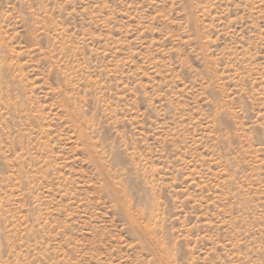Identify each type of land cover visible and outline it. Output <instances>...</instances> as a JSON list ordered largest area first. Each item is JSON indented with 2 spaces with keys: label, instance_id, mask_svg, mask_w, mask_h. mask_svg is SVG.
Wrapping results in <instances>:
<instances>
[{
  "label": "rangeland",
  "instance_id": "1",
  "mask_svg": "<svg viewBox=\"0 0 264 264\" xmlns=\"http://www.w3.org/2000/svg\"><path fill=\"white\" fill-rule=\"evenodd\" d=\"M0 264H264V0H0Z\"/></svg>",
  "mask_w": 264,
  "mask_h": 264
}]
</instances>
